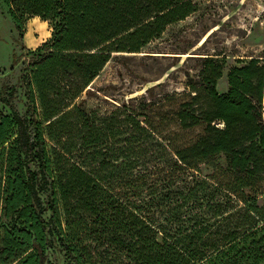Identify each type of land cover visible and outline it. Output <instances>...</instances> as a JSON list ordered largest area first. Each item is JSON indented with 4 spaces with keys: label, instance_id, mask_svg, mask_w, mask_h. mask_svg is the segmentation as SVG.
<instances>
[{
    "label": "trees",
    "instance_id": "obj_1",
    "mask_svg": "<svg viewBox=\"0 0 264 264\" xmlns=\"http://www.w3.org/2000/svg\"><path fill=\"white\" fill-rule=\"evenodd\" d=\"M3 1L18 23L32 16L54 28L25 62L28 111L11 105L15 88L0 94L11 110L0 112V264H60L50 253L64 264H264V55L232 67L222 93L225 58L202 56L182 93L103 113L90 107L92 85L113 54L141 53L198 6ZM110 138L109 159L76 156L79 143ZM155 193L170 205L204 194L210 220L168 229L173 220L152 217Z\"/></svg>",
    "mask_w": 264,
    "mask_h": 264
},
{
    "label": "rangeland",
    "instance_id": "obj_2",
    "mask_svg": "<svg viewBox=\"0 0 264 264\" xmlns=\"http://www.w3.org/2000/svg\"><path fill=\"white\" fill-rule=\"evenodd\" d=\"M192 1L198 6V11L167 27L141 53L113 54L93 82L95 96L91 98V108H101L100 111L104 113L106 109L112 111L119 102L134 97L148 95L149 98H156L182 93L187 89V75L198 80L202 65L198 58L202 56L225 58L224 77L218 85V91L222 93L227 89V74L232 67L253 58H262L264 0ZM53 28L51 21L32 16L18 23L9 7L0 0V94L5 97L7 91L15 88L11 105L22 115L30 107L29 93L21 80L27 73L25 62L30 52L37 51L51 38ZM150 88L151 92H146ZM83 94L85 96V92ZM0 112H11L10 106L1 99ZM113 148L111 138L104 143L84 147L79 143L76 156L100 161L109 159ZM181 180L179 184H184L192 181V178ZM202 197V203L178 199L172 205L161 193L150 195L147 199L151 202L149 206L152 217L164 221L173 220L168 226L171 229L174 222L180 226L197 214L210 220L209 203L204 194ZM199 204L203 205L202 208H198ZM49 216L47 214L46 218ZM50 260L64 264L62 254L50 253Z\"/></svg>",
    "mask_w": 264,
    "mask_h": 264
}]
</instances>
